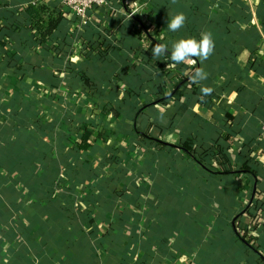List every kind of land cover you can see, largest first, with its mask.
I'll return each mask as SVG.
<instances>
[{"label": "crops", "instance_id": "0c3cea01", "mask_svg": "<svg viewBox=\"0 0 264 264\" xmlns=\"http://www.w3.org/2000/svg\"><path fill=\"white\" fill-rule=\"evenodd\" d=\"M106 1L0 0V264H264V0Z\"/></svg>", "mask_w": 264, "mask_h": 264}, {"label": "clouds", "instance_id": "9594fccd", "mask_svg": "<svg viewBox=\"0 0 264 264\" xmlns=\"http://www.w3.org/2000/svg\"><path fill=\"white\" fill-rule=\"evenodd\" d=\"M172 2L175 3L176 0H172ZM167 17H169L167 18V29L171 32L179 31L187 19L183 12L167 13ZM214 48L215 43L211 32L205 31L202 32L199 40L193 37L181 38L172 42L170 48L165 44L156 43L151 47V54L154 58H159L170 53L171 60L176 64L189 63L195 65L196 59L194 58H198L203 63L213 54ZM205 79H207V73L202 67L195 68L194 73L189 76L192 83H199ZM200 91L204 96H207L212 93L213 89L202 86Z\"/></svg>", "mask_w": 264, "mask_h": 264}, {"label": "trees", "instance_id": "16d2710c", "mask_svg": "<svg viewBox=\"0 0 264 264\" xmlns=\"http://www.w3.org/2000/svg\"><path fill=\"white\" fill-rule=\"evenodd\" d=\"M43 13L44 7H41L40 10L30 7L26 12L27 17L32 20V27L39 31L42 39H44V35H50L56 29L55 17L51 20H48L47 24L45 25Z\"/></svg>", "mask_w": 264, "mask_h": 264}, {"label": "built area", "instance_id": "2783aa9c", "mask_svg": "<svg viewBox=\"0 0 264 264\" xmlns=\"http://www.w3.org/2000/svg\"><path fill=\"white\" fill-rule=\"evenodd\" d=\"M63 3L73 10L77 16H79L82 20H86L88 18V14L90 10L94 7H99L104 5L106 0H62ZM262 139L264 141V124L262 126Z\"/></svg>", "mask_w": 264, "mask_h": 264}]
</instances>
